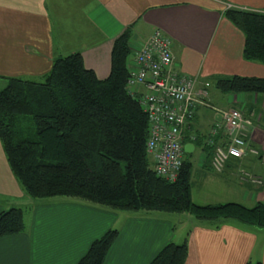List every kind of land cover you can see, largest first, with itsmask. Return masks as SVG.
<instances>
[{
  "label": "crops",
  "instance_id": "obj_1",
  "mask_svg": "<svg viewBox=\"0 0 264 264\" xmlns=\"http://www.w3.org/2000/svg\"><path fill=\"white\" fill-rule=\"evenodd\" d=\"M228 5L264 12V0H0V86L5 78L40 79L55 57L72 52L102 79L122 32L130 30L133 53L158 28L170 39L172 68L195 75L196 88L209 82V106L197 105L181 131L182 158L192 159L191 169L200 176L197 183L190 179L191 199L207 204L264 198V94L215 87L220 76L264 77V64L243 59V34L223 15ZM230 107L252 120L250 141L258 154L229 159L215 172L211 151L224 135L212 128L220 110ZM246 170L260 182H241ZM24 195L0 143V211ZM26 201L24 231L0 237V264H75L111 225L118 234L103 264H148L165 243L175 242V227H192L183 238L188 249L183 264H264V229L233 219L197 221L185 212H116L72 201Z\"/></svg>",
  "mask_w": 264,
  "mask_h": 264
},
{
  "label": "trees",
  "instance_id": "obj_2",
  "mask_svg": "<svg viewBox=\"0 0 264 264\" xmlns=\"http://www.w3.org/2000/svg\"><path fill=\"white\" fill-rule=\"evenodd\" d=\"M223 15L243 34V59L264 64V12L227 7ZM130 33L126 29L114 40L110 71L102 79L84 66L79 52L55 57L39 80L5 78L0 88V143L26 197L116 212H185L200 221L233 219L264 229L263 201L253 206L194 202L189 161L182 158L174 180L155 173L145 147L148 119L139 99L142 88L131 92L126 82L128 61L134 56ZM215 87L224 93L264 94V77L220 76ZM229 159L241 158L229 157L224 165ZM24 229L23 208L0 211V237ZM117 234L116 227L105 230L75 264H103ZM187 251L185 240L169 241L148 264H183Z\"/></svg>",
  "mask_w": 264,
  "mask_h": 264
},
{
  "label": "built area",
  "instance_id": "obj_3",
  "mask_svg": "<svg viewBox=\"0 0 264 264\" xmlns=\"http://www.w3.org/2000/svg\"><path fill=\"white\" fill-rule=\"evenodd\" d=\"M172 62L170 39L155 28L135 49L128 62L126 81L133 88L131 92L143 89L139 99L148 119L146 152L152 157L155 173L170 181L176 178L182 163L181 131L185 119L197 105L209 106L206 100L209 83L203 82L196 88L197 77L174 70ZM218 128L223 131L224 141L214 146L211 166L215 170H221L229 157L242 158L257 153L249 146L254 137V125L239 109L220 110V120L212 131ZM252 180L260 182L257 178Z\"/></svg>",
  "mask_w": 264,
  "mask_h": 264
},
{
  "label": "rangeland",
  "instance_id": "obj_4",
  "mask_svg": "<svg viewBox=\"0 0 264 264\" xmlns=\"http://www.w3.org/2000/svg\"><path fill=\"white\" fill-rule=\"evenodd\" d=\"M22 79H27V78H23L22 77ZM29 80H33V79H29ZM39 80V79H38ZM0 88H2V86H0ZM249 155H251L252 156V154H248V155H246V156H249ZM185 159H186V161H189L190 163L192 162V159H190V158H187V156L185 155ZM247 171V170H246ZM247 173H248V177H249V179L250 180H252V179H255L256 177H254L253 175H251V173L250 172H248L247 171ZM240 177V176H239ZM242 178H243V180H242ZM190 179L191 180H194L193 181V183H197V182H199V180H200V176H199V173H198V171H196L194 168H192L191 169V177H190ZM245 180V177H240V181L241 182H243ZM27 195L25 194L24 195V198L22 199V201H18L17 203H15V204H13V206L14 207H21V208H23V213H24V211L25 212H27V210H25V209H28L29 208V206H30V203H29V201H26V200H28L29 198L28 197H26ZM241 200V199H240ZM257 201H263L264 202V198L263 197H261L260 195H258L257 196V198H256V200L255 201H252V200H243L242 202H240L241 204H243V205H245V206H253ZM26 203V205H24ZM10 203H8V205L6 206V207H4V209H6V208H8V207H10ZM24 205V206H23ZM23 206V207H22ZM94 208H97V209H101L100 207H95L94 206ZM139 211H147V212H159V213H165L164 215H166V214H171V213H173V214H176V212H163V211H157V210H143V209H139ZM195 219V218H194ZM197 221H199V220H197ZM109 227H115V226H113V225H111V226H109ZM189 228L191 229L192 227H175V239H174V241L176 242V243H181V242H183V240L184 239H187L188 237H187V235H188V233H189ZM215 228V227H214ZM184 238V239H183Z\"/></svg>",
  "mask_w": 264,
  "mask_h": 264
}]
</instances>
